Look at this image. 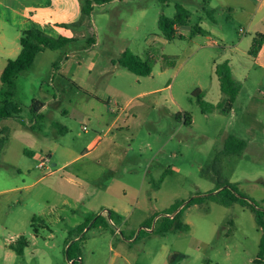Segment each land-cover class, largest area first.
Returning a JSON list of instances; mask_svg holds the SVG:
<instances>
[{"label":"rangeland","instance_id":"rangeland-1","mask_svg":"<svg viewBox=\"0 0 264 264\" xmlns=\"http://www.w3.org/2000/svg\"><path fill=\"white\" fill-rule=\"evenodd\" d=\"M180 1L163 6L161 0H0L1 20L73 39L39 53L15 80L10 101L20 104L25 124L3 123L9 140L0 148V264H70L67 255L78 251V264H255L261 230L254 213L220 204L218 192L235 184L264 209V49L256 58L248 54L254 33L244 24L249 14L243 18L239 7L220 11L218 26L206 19L225 36L213 34L216 44L197 36L194 19L181 29L183 40L166 41L159 18H173ZM89 2L93 9L86 17L82 7ZM257 3L264 8V0ZM12 32L8 26L0 30ZM126 50L153 68L139 78L138 90V77L115 74L127 70L118 62ZM226 60L242 89L228 113L204 114L195 92L207 94V102L219 101L215 67ZM161 68H168L163 78ZM163 82L170 84L166 91L136 98L126 109L123 96L108 87L134 96ZM171 96L193 124L178 119L182 112ZM34 100L46 109L41 126L32 129ZM97 136L101 144L88 151ZM230 136L246 146L226 155ZM25 150L38 153L45 166L38 168L41 158ZM191 198L201 201L183 210L189 230L159 234L163 217ZM47 214L57 216L47 217L48 228H39L35 237L32 219ZM98 215L107 225L92 226ZM86 221L92 223L79 230ZM19 237L28 242L23 258L8 246Z\"/></svg>","mask_w":264,"mask_h":264},{"label":"trees","instance_id":"trees-1","mask_svg":"<svg viewBox=\"0 0 264 264\" xmlns=\"http://www.w3.org/2000/svg\"><path fill=\"white\" fill-rule=\"evenodd\" d=\"M98 4L109 3L113 0H96ZM165 3L167 0H161ZM91 2L85 4L82 7V13L86 17L90 16L92 12ZM189 18V12L185 10L182 6H176V19L174 21L168 19L166 16L162 15L159 18L158 26L161 29L162 33L167 38H172L174 36L173 25L176 22L184 23ZM73 39L67 37H59L52 38L47 36L44 32H42L38 28H32L25 30L23 32V36L21 38V52L16 59L9 60L6 67L4 68L1 74V81L4 85V88L1 90L0 95H2L8 101H4L0 103V123L6 119H17L20 123L25 124L24 121L21 120V112L22 108L20 104L11 102V99L15 95L16 89V78L24 71H28L34 64L36 56L43 52L44 50H57L64 46H66L69 42H72ZM264 44V34H256L253 38L252 45L249 50V55L252 57H257L259 51L261 50ZM119 64L125 69L140 75V76H149L152 72V68L150 64L146 61H143L138 56L126 50L119 59ZM216 74L218 76L220 82V89L223 94V99L218 104H212L207 102L201 92L197 90L195 95L197 97V103L199 104L202 113L208 114L211 113L215 109H220L223 113H228L233 108V105L241 91L242 85L237 82L232 75L231 67L229 63L223 62L219 64L216 68ZM43 106V104L39 101H33L31 106V113L35 118H42L39 116V110ZM178 119L184 118V124L191 125L192 117L188 113H179L177 115ZM34 129V125L30 126ZM0 134L1 129H0ZM6 141L5 137H0V148ZM246 146V142L242 139H238L234 136H230L227 138L223 148V154H233L238 153L244 149ZM220 199L218 202L226 207H230L234 204L241 205L243 207L250 208L254 213L256 223L261 230V237L259 243V252L257 258L255 259V264H264V209L259 208L255 202L244 194L240 193L235 184L228 183L223 190L218 192ZM201 199L191 198L187 203H181L180 205H175V210L173 213H167V216H164L163 226L160 228L158 233L166 234L169 232H179V231H188V225L184 224L181 221L183 210L186 207L198 204ZM112 215V212H110ZM171 216V217H170ZM101 216H94V220H90L93 222L92 226L97 224L99 221L102 223L101 225H107L106 222L102 219ZM90 221H86L84 225H82L79 230L85 231L90 223ZM37 219L33 220V230L37 233L38 227L36 223ZM99 225V226H101ZM21 241L10 245V248L17 253L18 256L22 257L24 254V249L27 246V241L25 238H19ZM18 239V241H19ZM70 249V247H69ZM68 249V252H69ZM68 261L74 262L72 264H78V259L80 260V251L77 252V255L74 256L68 254Z\"/></svg>","mask_w":264,"mask_h":264},{"label":"crops","instance_id":"crops-1","mask_svg":"<svg viewBox=\"0 0 264 264\" xmlns=\"http://www.w3.org/2000/svg\"><path fill=\"white\" fill-rule=\"evenodd\" d=\"M258 1L259 0H181L180 2H177L175 4V7L177 5L182 6L185 10H187L189 12V18L184 23H180V22L174 23V25H173L174 36L172 38H167L164 34L163 35H164L166 41H171V40H174L176 38H178L180 40H183L185 38V36L181 32V29L187 27L188 24L194 19L199 24L198 27H197V30H196L197 36H201L203 34V35H205V38L207 40H210L211 37H212V35L214 34L213 36H215V35L216 36H219L223 40V38H225V36L223 34H221L216 28H214L215 26H218L219 25V21L217 19V15H220V13H221L220 11H222V10H227V9L228 10H231L230 8L239 7L241 9V11L243 13H245L244 16H243V18H246V15L249 14L248 17L245 19L244 24L247 25L248 31L251 30L254 33L250 37V44L252 45L253 38H254V36L256 34H259V33L264 34V29H260L259 28V26H261V25L264 27V8H262V4L263 3H261V4L258 5V3H257ZM166 2H168V0ZM166 2H165V4L163 6H167L168 5ZM14 14H19V16L21 15V17H23L25 20H29L30 19L29 17L28 18L25 17V15H24L23 12L22 13H19V12L16 13V12H14ZM167 18L170 19V20H172V21H174L176 19V12H175V15H174L173 18H170V17H167ZM206 19H209V21H211V23H213V25H215V26H209L208 24H206L207 23L206 22ZM21 20H22V18H21ZM22 22L23 21H16V20H14L13 23H10L9 21H5V20H1L0 19V30L4 29L5 26L12 27V29H13V32L10 33L8 36L5 35V34H0V68H1L0 69V80H1V74H2V72L4 70V68L6 67L8 61L9 60H12V59H16L19 56L20 52H21L22 46H21V42L20 41H21V38L23 36V32L25 30L24 29L21 30L20 29L21 27H18V26H20ZM242 31L243 30H241V32ZM242 33H245V31H243ZM45 34L47 36H51V35H48L47 33H45ZM209 42L210 43H208V44H210V45L216 44V43L212 42L211 40ZM251 45H250V47H251ZM263 49H264V44H263L261 50L259 51L257 57H259V55H260V53H261V51ZM248 54H249V52H248ZM143 61H146V60H143ZM226 61L229 63V66L231 67V71H232L233 78L237 82L241 83V85H242V82H240L239 80H237L235 78L234 74H233L232 64L228 60H226ZM226 61H223V62H226ZM146 62H148V61H146ZM223 62H221V63H223ZM221 63H219V64H221ZM219 64L216 65L215 72H216V68H217V66ZM150 66H151V64H150ZM151 68H152V66H151ZM114 69H116V68H114ZM152 72H153V68H152ZM152 72H151V74H152ZM167 73H168V68H161V70L159 72V75L163 78L164 75H166ZM115 74L116 75H120V76H124L125 78L126 77L130 78L132 76L138 77L135 80L137 82V84L134 86V89L135 90H138L139 88L142 87V83H141V81H140L139 78L146 77V76L137 75V74H135V73H133V72H131L129 70H124V71H120V72L119 71H116ZM169 86H170L169 83L163 82V83H161V85H159L157 87H154V88H152V89H150L148 91H141V92L139 91V93L135 94L134 96H128V95L125 94V92L121 88L112 86L110 84L108 85V87H109L110 90H114L116 92V94H118L120 96L122 95L123 98L126 100L125 101L126 103H125L124 109L128 108L134 99L141 98V97H146V96H149V95H157V94H160V93L166 91L169 88ZM219 86H220V82H219ZM3 88H4V85L2 83V87L0 89V92H1V90ZM220 92H221V89H220ZM201 95L203 96V98H205L207 96V94L206 95H203L202 92H201ZM222 99H223V94L221 92V96L219 98V101H217L216 103H212V104H218ZM4 101H8V100L4 98ZM4 101H2V102H4ZM9 101H10V99H9ZM34 101H39V100H34ZM160 101H161V103L163 102L162 98H161V100H160V98L155 100L156 104H158V105L160 104L159 103ZM39 102H41V101H39ZM170 102L172 104H177L178 108L180 109V112H182L183 114L185 113V111L183 109H181V107L179 106V104H178V102H177V100L175 99L174 96H171ZM41 103L43 104V106L39 110V116H41L42 118L41 119L40 118H35L34 119L35 120L34 122L36 124L35 125H34V123H31L30 124V126L34 125V129H35V127L37 125L41 126V123L43 122V120L45 118L44 110L46 109V105H45L44 102H41ZM110 103H111V99L109 100V104ZM209 103H211V102H209ZM115 104L118 105L119 103L115 102ZM121 113H118L117 114L116 119L120 117ZM12 119L13 118H11V120ZM116 119H115V121H116ZM7 120H9V119L3 120L0 123V129H1V133H2V134H0V137H5L6 140H7L8 136H9L7 134L8 128H7V126H3V123H5ZM14 120H17V119H14ZM181 120H183V123H184L185 119L184 118H181ZM191 124H193V120H192V123ZM180 126H181V124H180ZM101 141H102V137L101 136H97L95 139H93L91 141V143L88 146L87 150L88 151H95L96 149H98L99 145L101 144ZM25 153L27 155H29V156H32L33 159H37V158L38 159L41 158V160L44 159L43 157H39L40 155L38 153H36L35 151H32V150H25ZM46 157L48 159V156H46ZM67 164H69V162L65 163L64 166L67 165ZM39 165H40V163L38 164V168H40ZM9 190H12V191L13 190H18V187H15V188H12V189H8L6 191H9ZM56 216L54 214H47L46 218L44 217L45 219H43V218L41 219V218L35 216L32 219V223H31V228H32L33 235L35 237L39 236V228L40 229L48 228V224L47 223L49 222V219L50 220H53L54 218H56ZM47 217L49 219H47ZM34 219H37L38 220V222L36 223V226L38 227L37 233H35L34 230H33V220ZM81 226L82 225H80L77 228L79 229ZM98 229L99 230H103L101 227L98 228ZM159 234H161V233H159ZM19 238H21V237H19ZM17 240H14V241L9 242V245H8L9 248H10V245L16 243ZM10 250L13 251L11 248H10ZM27 250H28V242H27V246L24 249V254H23L22 257L18 256L16 252H14V251L13 252L16 253V255L19 258H23L24 256H27ZM9 255H12V254L10 253ZM80 258L81 259L80 260L78 259V261L82 262V257L80 256ZM207 261L208 262H211L210 260H207ZM72 262H74V260Z\"/></svg>","mask_w":264,"mask_h":264},{"label":"built area","instance_id":"built-area-1","mask_svg":"<svg viewBox=\"0 0 264 264\" xmlns=\"http://www.w3.org/2000/svg\"><path fill=\"white\" fill-rule=\"evenodd\" d=\"M44 162H45V159H43V160L40 162V165H39L40 168H43V167L45 166V163H44ZM170 217H171V216H170ZM120 231H121V230L118 229L116 233L118 234V233H120ZM70 263L72 264L73 262H70Z\"/></svg>","mask_w":264,"mask_h":264}]
</instances>
